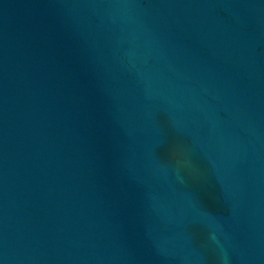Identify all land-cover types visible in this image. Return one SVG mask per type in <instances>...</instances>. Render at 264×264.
Wrapping results in <instances>:
<instances>
[{"label":"water","instance_id":"obj_1","mask_svg":"<svg viewBox=\"0 0 264 264\" xmlns=\"http://www.w3.org/2000/svg\"><path fill=\"white\" fill-rule=\"evenodd\" d=\"M0 264H264V0H0Z\"/></svg>","mask_w":264,"mask_h":264}]
</instances>
